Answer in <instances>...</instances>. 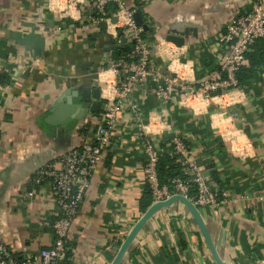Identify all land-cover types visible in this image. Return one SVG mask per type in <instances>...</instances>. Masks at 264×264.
Returning <instances> with one entry per match:
<instances>
[{
    "label": "crops",
    "instance_id": "0c3cea01",
    "mask_svg": "<svg viewBox=\"0 0 264 264\" xmlns=\"http://www.w3.org/2000/svg\"><path fill=\"white\" fill-rule=\"evenodd\" d=\"M70 1L0 0V242L19 259L53 241L52 230L39 223H52L56 208L47 183L34 186L32 177L46 164L58 167L61 154L92 138L105 101L103 80L111 78L115 61L110 55L120 51L111 48L117 45L111 32L83 30L76 22L92 13L91 5H77L74 20L64 18ZM125 1L146 25L150 44L170 36L182 40L179 54L192 64L197 85L224 61L221 37L228 22L250 12L255 0ZM156 56L157 67L168 62ZM93 89L100 90L98 115L88 112L73 129L62 124L60 112L52 115L64 91H78V104ZM138 103L143 121L121 115L112 146L91 175L66 240L70 264H110L116 245L144 214L140 126L147 113L182 134L218 194L216 207L199 213L222 261L264 264V70L210 104L172 102L156 110L141 92ZM155 139L161 155L176 157L168 133ZM120 264L215 263L191 215L175 203L149 219Z\"/></svg>",
    "mask_w": 264,
    "mask_h": 264
},
{
    "label": "built area",
    "instance_id": "2783aa9c",
    "mask_svg": "<svg viewBox=\"0 0 264 264\" xmlns=\"http://www.w3.org/2000/svg\"><path fill=\"white\" fill-rule=\"evenodd\" d=\"M83 3L91 5L92 13L84 19L77 18L79 26L83 30H91L104 23L105 34L111 32L117 45L123 39L129 51L124 57L109 64L111 78L103 80L106 91H102L105 101L101 122L92 138L61 154L57 158L58 167L46 164L32 177L31 184L34 186L47 183L56 208V217L52 223H39L52 230V244L34 256L19 259L0 242V264H63L67 258L66 240L70 226L89 187L93 171L102 161L104 152L112 146L121 115L126 112L132 122L143 121L138 94L141 92L150 98L156 110L164 109L172 102L180 106H187L190 102L210 104L225 94L240 90L236 73L244 65L246 53L257 40L264 38V0H255L250 12L233 18L226 25V32L221 37L225 58L219 69L196 85L192 64L183 60L179 54L181 47L164 38L152 44L143 39L145 31L134 22L136 11L125 0H71L68 3L70 11L64 18L74 20L71 11L79 12L77 5ZM57 30L61 28L57 27ZM157 54L166 57L168 62L164 66L157 67ZM146 116V122L140 127L143 136V175L150 191L151 205L166 201L173 195H180L196 207H216L218 194L210 190L209 180L191 159L190 149L182 134L173 125L163 123L159 115L154 118L147 113ZM165 133L171 136L172 154L181 162L182 176L185 177L172 179L171 190L160 185L157 174L160 151L155 136ZM227 139L232 148L233 138L227 136ZM191 188L195 195L190 199L188 194ZM25 195L31 197L33 194L27 192ZM127 234L116 245L117 251Z\"/></svg>",
    "mask_w": 264,
    "mask_h": 264
},
{
    "label": "water",
    "instance_id": "95a60500",
    "mask_svg": "<svg viewBox=\"0 0 264 264\" xmlns=\"http://www.w3.org/2000/svg\"><path fill=\"white\" fill-rule=\"evenodd\" d=\"M134 22L137 26L142 27L144 31H146V25L140 20V17L135 13L134 14ZM112 23L115 22L114 19L111 20ZM100 28L102 29V33H105L106 25L104 23H100ZM168 42L175 44L177 47L182 45V40L170 36L165 39ZM112 49L115 50H123L125 48L124 40L121 39L119 45L111 46ZM156 62V61H155ZM90 95L88 98L82 99L78 104L73 103V98L78 97V91L74 90H66L60 96V99L55 102L52 107L51 113L54 117H58L62 114L65 117V120L62 124L66 125L68 129H73L78 122V120L84 118L88 112L90 113H97L99 109V89H93L90 91ZM175 203H180L185 210L191 215L196 227L200 235L203 238V241L210 252V255L215 264H225L220 256L218 255V250L216 249L215 245L212 242V239L209 235L207 227L197 209V207L186 197L180 195H173L168 200L159 202L156 204L151 205L144 214L140 217V219L133 225L131 230L128 232L126 238L121 243L118 251L116 252L112 262L110 264H120L122 259L124 258L125 254L129 251L130 247L132 246L133 241L135 240L136 236L140 232V230L144 227V225L149 221V219L158 211L170 207Z\"/></svg>",
    "mask_w": 264,
    "mask_h": 264
},
{
    "label": "trees",
    "instance_id": "16d2710c",
    "mask_svg": "<svg viewBox=\"0 0 264 264\" xmlns=\"http://www.w3.org/2000/svg\"><path fill=\"white\" fill-rule=\"evenodd\" d=\"M111 10V8H110ZM143 39H145L147 42V32H144L142 34ZM149 43V42H148ZM251 52L246 53V60L247 64L243 65L240 70L236 73V80L238 81L239 86L241 84H246L247 82H250L252 79H255L259 73L264 70V38H261L255 42V44L250 48ZM129 49L124 48L123 50H120L119 53L116 51L111 52V57L114 60H118L119 58L124 57L128 53ZM0 79V83H1ZM97 113L96 115H98ZM101 115L102 111L100 112V122H101ZM86 130L83 129V132ZM178 157L170 158L165 155L159 154V160L157 165V174L160 185H165L171 190L170 188V181L176 177L185 178L182 176V165L177 160ZM195 195V191L193 188H191L188 198H192ZM151 205V196L150 191L147 190L145 192V201L142 203V209L143 211H146ZM198 211H200L199 207H197ZM66 260L63 264H70L69 256L66 253Z\"/></svg>",
    "mask_w": 264,
    "mask_h": 264
}]
</instances>
